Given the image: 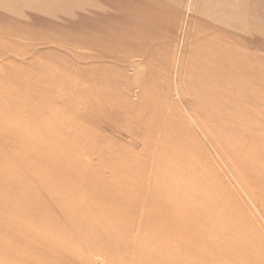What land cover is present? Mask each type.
<instances>
[{"label":"rangeland","instance_id":"1","mask_svg":"<svg viewBox=\"0 0 264 264\" xmlns=\"http://www.w3.org/2000/svg\"><path fill=\"white\" fill-rule=\"evenodd\" d=\"M2 1L12 16L0 30V264H35L44 204L50 218L44 193L50 198L55 187L64 192L74 176L88 175L85 152L100 145L85 139L90 124H104L105 96L89 94L88 87L114 85L104 74L119 69L103 61L123 47L140 56V0H118L107 14L98 0L94 16L84 12L86 0H77L76 30L72 0ZM240 4V44L226 48L224 87L189 84L206 138L183 125L179 110L170 135V150L192 152L187 178L208 186L202 192L208 202H193V264H264V81L250 78L248 0ZM179 85L178 102L187 97L185 79ZM158 97L162 103L165 96ZM43 225L50 250L56 233L51 221Z\"/></svg>","mask_w":264,"mask_h":264},{"label":"crops","instance_id":"2","mask_svg":"<svg viewBox=\"0 0 264 264\" xmlns=\"http://www.w3.org/2000/svg\"><path fill=\"white\" fill-rule=\"evenodd\" d=\"M97 1L86 0L84 12L96 15ZM181 1L178 27L177 0H140V56H129L123 47L119 55L103 61L106 67L119 69L115 75L104 74L114 85L88 87L89 94L105 96L104 124H90L85 139L91 146L100 145L85 152L88 175L74 176L75 182L64 192L55 187L50 198L44 193L42 202H50V218L44 204L41 261L35 264L194 263L193 202H208L202 193L208 186L187 178L192 152L170 150L175 142L170 135L179 110L183 125L206 138L192 111L189 84L195 80L196 86L224 87L226 48L240 44L235 21L241 0ZM99 3L107 6V14L118 0ZM72 7L76 30L77 0H72ZM11 16L9 5L0 0V30L9 27ZM247 50L250 78L264 81V0H248ZM181 79L187 84L182 88L188 99L178 102ZM145 96L151 97L145 101ZM47 220L56 233L50 250L43 225Z\"/></svg>","mask_w":264,"mask_h":264}]
</instances>
